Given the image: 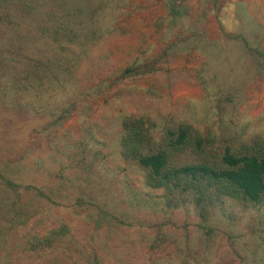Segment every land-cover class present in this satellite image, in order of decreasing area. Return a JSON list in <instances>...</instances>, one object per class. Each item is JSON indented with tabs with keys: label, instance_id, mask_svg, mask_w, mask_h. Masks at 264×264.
Segmentation results:
<instances>
[{
	"label": "rangeland",
	"instance_id": "1",
	"mask_svg": "<svg viewBox=\"0 0 264 264\" xmlns=\"http://www.w3.org/2000/svg\"><path fill=\"white\" fill-rule=\"evenodd\" d=\"M127 116L264 140V0H0V264H264V200L150 186Z\"/></svg>",
	"mask_w": 264,
	"mask_h": 264
},
{
	"label": "trees",
	"instance_id": "2",
	"mask_svg": "<svg viewBox=\"0 0 264 264\" xmlns=\"http://www.w3.org/2000/svg\"><path fill=\"white\" fill-rule=\"evenodd\" d=\"M123 126V152L147 170L150 186L189 188L201 197L208 188H215L252 202L264 200L263 139L217 154L209 148L208 138L190 124L181 123L160 144L153 140L151 124L144 117L127 116ZM187 152L195 154L197 160L179 163L180 155Z\"/></svg>",
	"mask_w": 264,
	"mask_h": 264
}]
</instances>
